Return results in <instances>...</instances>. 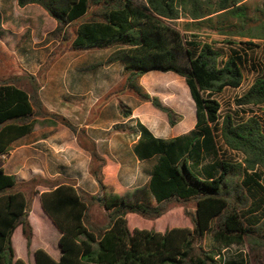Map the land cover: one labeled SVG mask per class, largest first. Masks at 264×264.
Instances as JSON below:
<instances>
[{"label":"trees","instance_id":"1","mask_svg":"<svg viewBox=\"0 0 264 264\" xmlns=\"http://www.w3.org/2000/svg\"><path fill=\"white\" fill-rule=\"evenodd\" d=\"M246 1L18 0L21 8L41 6L58 22L61 45L67 41L66 29L82 23L72 50L119 48L110 59L125 65L124 80L115 94L129 93L151 101L141 84L145 75L160 72L183 77L195 103L196 125L189 133L167 141L139 123L137 157L141 161L157 158L147 189L154 203L138 200L136 195L135 202H130L115 186H107L103 178L106 160L95 144H89L88 150L97 165L92 175L105 193L101 199L71 182L35 178L18 183L0 167V264H27L16 257L13 236L15 239L22 226V237L31 250L34 234L29 216L36 189L44 185L51 188L41 194V204L61 233L62 256L56 260L38 249L35 264H249L243 253L228 258L223 251L248 244L253 253L264 252L263 125L256 117L238 123L232 115L224 118L222 140L229 149L246 156L244 163L225 160L218 143L221 104L214 96L228 87L242 86L244 58L237 50L224 58L211 44L188 40L177 27L180 20H191L183 22L185 32L194 29L227 35L233 46L237 42L232 38H250L246 45L256 47L252 40H264V10L250 16ZM183 58L188 65H183ZM48 69L44 66L38 77L27 75L19 80L20 85L0 81V158L34 130L36 117L52 118L83 138V131L44 107L38 91ZM153 104L172 126L178 123L171 108L157 100ZM237 104L264 105V56L261 72ZM96 206L105 209L102 223L93 219ZM178 207L183 208L190 227L164 233L129 228L128 215L156 221ZM208 234L215 249L201 246Z\"/></svg>","mask_w":264,"mask_h":264},{"label":"crops","instance_id":"2","mask_svg":"<svg viewBox=\"0 0 264 264\" xmlns=\"http://www.w3.org/2000/svg\"><path fill=\"white\" fill-rule=\"evenodd\" d=\"M0 16L2 18L1 13ZM60 44L59 42L58 45ZM25 52H27L26 57L19 58L20 69H22L23 63L25 65L23 67L27 68L26 72H23L24 74L38 77L42 64L53 50L44 58L38 48H30ZM70 55L74 58L69 57ZM78 59L74 50L60 54L46 74L45 82L41 84L38 93L44 107L52 113L65 117L79 129V132L83 131V138L52 118L36 117L34 118V130L14 142L12 150L0 158V167L7 174L15 176L18 183H26L35 178L50 182L56 180L71 182L90 195H97L101 199L105 193L92 175V169L97 165L88 150L89 144H95L98 154L106 160L103 178L107 186H115L120 195L130 202H135L136 195L138 200L154 203L155 200L149 195L147 189L157 158L141 161L137 157L135 146L141 135L139 123L145 125L155 137L167 141L187 134L186 130L189 125L178 122L172 126L168 116L154 105L145 104L138 97L129 93L115 94L116 88L124 80L125 65L122 61L110 62L108 56L85 57L83 60L80 58V61ZM66 62L68 65L64 67ZM16 63L19 62L16 61ZM59 64H62L63 67H59ZM75 64L77 65L75 66ZM83 65H90V67L86 70H79ZM156 73L160 72L149 73L141 79L142 86L147 87L151 96H154V90L145 80L147 76ZM37 79L39 81V78ZM60 79L66 80V82L70 80L69 84L67 83L66 94L57 88ZM63 84H65L64 81ZM161 104L171 108L163 102ZM46 186H38L36 189L40 204L41 194L51 188ZM141 192L144 193L141 194ZM41 208L45 218L52 223V219L46 214L42 204ZM128 218H135L134 223L141 219L149 221L136 215H129ZM163 218L165 217L160 218L157 222ZM142 224L152 225V227L139 228L135 225L130 230L133 232L135 229H147L160 232L155 222ZM31 226L32 228L35 226L33 222ZM154 227L156 228L154 229ZM165 227L164 225L161 231L169 230ZM21 230L23 234V228ZM58 232L61 237L59 230ZM37 250L38 247L34 249L33 264L36 263L35 252ZM48 253L50 254V252ZM50 255L56 260H60L61 248L57 258L52 253ZM16 257L18 258L17 254ZM26 263L28 264V261Z\"/></svg>","mask_w":264,"mask_h":264},{"label":"rangeland","instance_id":"3","mask_svg":"<svg viewBox=\"0 0 264 264\" xmlns=\"http://www.w3.org/2000/svg\"><path fill=\"white\" fill-rule=\"evenodd\" d=\"M142 3L143 0H137ZM249 11V15L260 14L259 11L264 10V0H247L245 4ZM258 11V12H257ZM0 13L2 18L0 20V81H9L20 85L19 80L27 79L26 72L27 68L22 63V69L20 59L26 57L25 50L38 48L42 52V58L48 56L50 52H53L45 59V62L42 64V68L45 66L51 68L52 62L57 61V55H52L54 53L63 54L64 52L71 51V44L75 37V34L78 32L79 26L82 24L79 23L77 26H70L66 29L65 34V43L58 45L61 41L58 37L57 29L60 25L58 22L52 18L48 12H46L39 5H28L24 8H21L18 5V0H0ZM183 22H192L191 20L182 19L178 23V28L185 34L188 40H196L199 44L209 43L215 49L219 50L223 57L226 58L233 53L234 50H237L243 56V83L242 86L238 89L226 88L223 93L215 95V99L221 104V118L218 124V143L220 147V154L225 160H230L232 163H244L246 156L240 152L229 149L223 142L220 129L223 123L224 118L227 115H232L233 119L238 123L242 121H247L251 117H256L260 120L264 129V105L254 107V106H239L237 104V99L241 98L252 86L256 78L258 77V72L262 70V59L264 56V40L255 39L252 40L256 47H251L246 45L250 42V38H241L236 37L232 38L233 41L237 42L236 46L231 45L228 41L231 39L227 35H220L213 33L211 31H192L185 32L186 26L183 25ZM33 26V29L31 27ZM192 34H198L199 38H192ZM119 50V48H114L110 50H93V51H76L77 57L80 60L85 59V57L97 56V57H109L112 56ZM73 52V51H72ZM58 54V55H59ZM74 58V56H69ZM19 62L16 63L14 59ZM78 59V60H79ZM79 60V61H80ZM76 61V60H75ZM22 62V61H21ZM183 65H188L186 58L182 59ZM56 64V63H55ZM54 64V65H55ZM68 62L65 63L64 67H67ZM77 64H75L76 66ZM63 67L62 64L58 65ZM90 65H83L79 70H86ZM48 69V70H49ZM38 74V76L40 75ZM48 73V72H47ZM63 84L62 85V83ZM69 81L59 80L58 89L64 91L68 89L67 83ZM145 82L151 86L154 90L153 95H150L147 87L146 94L151 97V101H142L143 103L153 104V100L165 103L167 106H170L172 110L176 113L177 122L183 125H189V128L186 130V133L190 132L195 125V104L191 98L190 90L186 84V81L183 77L175 73H156L151 74L146 77ZM67 87V88H64ZM39 195H35L32 210L29 216V220L35 226H33L34 235L31 250H29L27 245V240L22 237V226L16 230L17 235L14 239L13 236V246L16 250L18 258L28 261V264H33L34 249H44L54 257H58L60 253L59 248V239L60 234L53 224L45 218V215L42 212L41 204L38 201ZM92 215L94 221L102 223L105 221V209L101 206H96L92 210ZM129 216V215H128ZM127 216V217H128ZM135 216V215H134ZM137 216V215H136ZM163 220L160 222H155L157 228L160 232L164 228L170 229L172 227H190V221L185 217L183 208H174L163 216ZM135 219V218H134ZM134 219L128 218L129 228L132 229L133 226L143 228L149 227L152 225H143L150 224L149 221H143L142 219L139 222L134 223ZM156 227H154L155 229ZM15 232V233H16ZM40 245V246H39ZM201 246L206 250L215 249L213 238L211 234H208L206 238L201 242ZM27 247V250H26ZM28 251V252H27ZM225 251V252H224ZM223 251V257H235L239 253H243L244 257L248 260L249 264H264V252L253 253L251 246L248 244L244 245H234L228 250Z\"/></svg>","mask_w":264,"mask_h":264},{"label":"built area","instance_id":"4","mask_svg":"<svg viewBox=\"0 0 264 264\" xmlns=\"http://www.w3.org/2000/svg\"><path fill=\"white\" fill-rule=\"evenodd\" d=\"M228 250V249H227ZM225 252V251H224Z\"/></svg>","mask_w":264,"mask_h":264}]
</instances>
